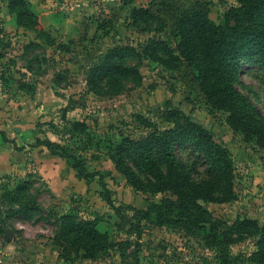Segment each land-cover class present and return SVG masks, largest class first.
<instances>
[{"label":"rangeland","instance_id":"obj_1","mask_svg":"<svg viewBox=\"0 0 264 264\" xmlns=\"http://www.w3.org/2000/svg\"><path fill=\"white\" fill-rule=\"evenodd\" d=\"M105 1L100 13L86 16L73 11L77 21L73 36L65 40L64 32L51 34L54 45L33 31L0 33V49L6 48L0 53V120L15 139L7 146L13 168L0 171V221L5 222L0 264H262L254 254L262 234L257 229L264 228V148L233 129L227 112L211 110L184 63L174 60L179 66L172 68L143 55L146 48H154L157 56H178V16L197 1L218 25L238 1L129 0L125 5V0H112V6ZM44 3L61 8L66 0ZM134 7L140 11L135 25L129 18ZM115 46L129 48L117 59L126 70L94 74ZM236 69V88L264 115V59L247 52ZM74 122L87 124V129L73 134ZM191 123L230 150L233 175L228 190L232 194L223 201L217 199L229 193L221 188L226 181L191 136ZM156 130L174 136L177 170L191 182L213 183L216 200H199L191 221L202 217L197 223L216 234L220 244L195 226L189 230L185 225L135 216L136 210H147L152 202L161 204L173 196L169 191L135 190L112 156L122 147L147 183L156 170L166 171L167 157L154 149V162L125 147V140H145ZM38 137L63 143L68 157L36 145ZM78 162L98 176L80 179L73 167ZM23 181H30L31 187L14 199L12 191ZM27 202L39 208L25 211ZM68 215L95 222L102 232L113 235L115 246L95 260L76 253L63 258L55 238ZM188 218L178 210L169 215L174 221ZM226 236L236 241L225 244ZM120 242L125 244L119 247Z\"/></svg>","mask_w":264,"mask_h":264},{"label":"trees","instance_id":"obj_2","mask_svg":"<svg viewBox=\"0 0 264 264\" xmlns=\"http://www.w3.org/2000/svg\"><path fill=\"white\" fill-rule=\"evenodd\" d=\"M237 1L239 5L227 11L224 23L221 25L211 21L207 9L197 1L191 8L182 11L178 16V30L181 37L177 47L178 56L171 55L169 58L172 59H166L155 55L154 48H146L143 55L147 54L145 59L151 58L153 61L172 68L179 66V62L174 60L184 63L191 80L199 86L206 104L211 110L227 112L228 123L233 129L242 132L247 141H256L260 147L264 148V115L256 112L251 99L242 94L235 86L238 77L236 68L240 65L243 54L252 52L264 59V0ZM130 3L129 0L124 1L125 5ZM156 3L157 1L153 2V4ZM159 3L163 4V2ZM8 8L15 16L19 27L35 32L37 37H46L49 45L55 44L56 41L51 33L41 27L30 0H8ZM142 11L148 12V9ZM139 14L140 11L135 7L131 10L129 18L133 25L138 24ZM2 32L3 30L0 29V33ZM133 48L135 49V47L131 49L134 50ZM128 49L125 46H115L110 49L102 58L101 64L94 70V74L109 75L116 72L118 68L126 70L119 65L117 59ZM169 60H173V62ZM128 69L134 70L130 67ZM136 72L139 71L136 69ZM72 126L73 129L69 130L73 134L87 129L85 123L74 122ZM190 127L191 136L197 141L200 149L208 155L213 169L221 178L225 179L226 186L222 185L221 188L228 190L233 175V160L230 150L201 126L191 123ZM56 131L60 132L59 129ZM0 134L6 141L8 140L5 132L0 131ZM36 142V145L45 146L52 154L68 157L67 146L59 141L50 138L43 140L38 137ZM125 147L139 151L144 157L153 161L154 149L159 150L167 157L166 171L156 170L153 179H149L146 183L128 162L124 149L118 147V153L112 156V160L117 170L126 177L128 184L135 190L148 188L156 193L169 191L173 196V198L164 199L161 204L152 202L147 210H136L135 216H139L141 220L155 219L161 224L172 222L178 226L185 225L189 230L195 226V228L203 229L206 232V238H213L214 244H220L216 234L208 233L207 226L197 223L202 220V217L191 221L194 218V207L198 205L199 200L212 201L217 197L213 183L191 182L188 176L174 167L176 160L174 136L168 131L156 130L145 140L127 138ZM73 167L80 179L89 181L90 178L98 176V174L88 173L87 168L81 162L74 164ZM30 187V181L19 183L12 191V194L16 196L14 199L17 196H24ZM231 194L229 191L228 194L221 195L217 200L223 201ZM38 208L36 203L27 202L24 210L35 211ZM174 210H178L180 214L189 218L185 221L169 219V215ZM17 212L15 211L14 214ZM64 219L65 222L62 223L55 238L57 245L62 250L63 258L70 259L72 253H76L78 256L95 260L108 254L115 246L113 235L109 232H102L95 222L83 219L76 221L73 215L65 216ZM190 221L192 223L188 225ZM4 223L3 220L0 221V235L4 232ZM137 231L141 236V227H138ZM260 231L262 234L258 241L259 249L254 255L259 257L260 262L264 264V228L257 229V232ZM235 241L236 239L230 236H226L224 239L225 244ZM123 244L125 243L120 242L119 247Z\"/></svg>","mask_w":264,"mask_h":264},{"label":"crops","instance_id":"obj_3","mask_svg":"<svg viewBox=\"0 0 264 264\" xmlns=\"http://www.w3.org/2000/svg\"><path fill=\"white\" fill-rule=\"evenodd\" d=\"M0 0V29L3 30L1 34L5 32L11 33L13 31L18 33H28L24 28L19 27L16 22L15 16L9 11L8 0H4V3L1 4ZM32 2V8L37 14L40 25L43 29L50 32L51 34L57 35L59 31L64 32L65 35L63 39H69L72 33L77 28L73 11L81 13V15L89 16L93 13H100L102 8H106L104 2L105 0H93L94 3H90L91 0H66V4L58 8L53 4H46L44 0H30ZM49 1V0H48ZM112 0L109 1V5L112 6ZM117 14H124L121 11H117ZM82 20V19H81ZM84 20V19H83ZM63 29L65 31H63ZM99 28L97 27V30ZM113 34V33H112ZM71 35V36H70ZM121 39L120 35H117V40ZM67 42V41H66ZM6 49V48H5ZM5 49H0V53H4ZM0 131L5 132L7 141L0 134V171L12 170L13 165L11 161L12 150L8 149L9 143H14L15 139L11 138L10 134L7 131V123L0 120ZM17 145H15L16 148ZM17 150L20 148H16Z\"/></svg>","mask_w":264,"mask_h":264},{"label":"built area","instance_id":"obj_4","mask_svg":"<svg viewBox=\"0 0 264 264\" xmlns=\"http://www.w3.org/2000/svg\"><path fill=\"white\" fill-rule=\"evenodd\" d=\"M1 73H2V68L0 67V77H1Z\"/></svg>","mask_w":264,"mask_h":264},{"label":"water","instance_id":"obj_5","mask_svg":"<svg viewBox=\"0 0 264 264\" xmlns=\"http://www.w3.org/2000/svg\"><path fill=\"white\" fill-rule=\"evenodd\" d=\"M113 3V2H112Z\"/></svg>","mask_w":264,"mask_h":264}]
</instances>
